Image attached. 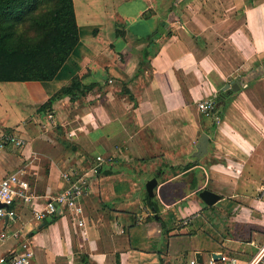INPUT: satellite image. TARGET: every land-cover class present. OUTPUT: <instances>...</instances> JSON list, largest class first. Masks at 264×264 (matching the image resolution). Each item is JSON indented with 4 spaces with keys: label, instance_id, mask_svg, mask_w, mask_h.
<instances>
[{
    "label": "crops",
    "instance_id": "obj_1",
    "mask_svg": "<svg viewBox=\"0 0 264 264\" xmlns=\"http://www.w3.org/2000/svg\"><path fill=\"white\" fill-rule=\"evenodd\" d=\"M74 3L80 43L56 78L0 82V134L25 140L0 153V180L23 169L36 197L3 229L28 236L35 264H249L264 244V0ZM77 75L96 87L40 113ZM231 83L240 90L218 99ZM98 156L114 157L81 197L86 228L34 221L70 186L62 175H88ZM153 178L159 214L145 211ZM203 190L220 200L207 205ZM19 252L0 242V257Z\"/></svg>",
    "mask_w": 264,
    "mask_h": 264
},
{
    "label": "trees",
    "instance_id": "obj_2",
    "mask_svg": "<svg viewBox=\"0 0 264 264\" xmlns=\"http://www.w3.org/2000/svg\"><path fill=\"white\" fill-rule=\"evenodd\" d=\"M79 43L74 0H0V82L53 81ZM95 87L85 86L77 75L41 106L39 112L51 113L56 101L66 97L80 99ZM124 90L133 100L130 91ZM229 93L220 92L218 99ZM193 166L166 168L175 176ZM147 203L152 213L159 214L155 197L148 198ZM159 221H162L160 217Z\"/></svg>",
    "mask_w": 264,
    "mask_h": 264
},
{
    "label": "built area",
    "instance_id": "obj_3",
    "mask_svg": "<svg viewBox=\"0 0 264 264\" xmlns=\"http://www.w3.org/2000/svg\"><path fill=\"white\" fill-rule=\"evenodd\" d=\"M198 108L203 113L212 112L215 109L213 101H203L199 103ZM49 119L52 116L49 114ZM9 145L16 148H23L25 140L12 134H0V153ZM114 156L108 159L102 156L96 157V164L89 170V174L77 177V172L70 170L62 175L63 179L70 183V186L61 194L50 198L46 206L39 211H35L33 220L43 222L55 216H69L77 227L85 229L88 222L86 208L81 197L88 187L90 178L98 176L102 170L104 162L109 163ZM36 199L31 191L30 182L27 179L26 172L23 169L6 176L0 180V204L5 205L0 207V242L4 243L8 240H15L20 243V252L11 256H1L0 264H35V254L33 245L30 239L20 231L6 232L3 227L6 219H13L17 214V207H24ZM146 212H150L149 208H145ZM143 219L140 217V220ZM223 261L228 264H237L231 259L222 257ZM188 264H216L214 259L200 263L197 259H192ZM249 264H264V244L259 249L254 259Z\"/></svg>",
    "mask_w": 264,
    "mask_h": 264
},
{
    "label": "water",
    "instance_id": "obj_4",
    "mask_svg": "<svg viewBox=\"0 0 264 264\" xmlns=\"http://www.w3.org/2000/svg\"><path fill=\"white\" fill-rule=\"evenodd\" d=\"M231 90L233 92H238L240 90V86L237 83H231L226 85L224 91ZM210 138L207 134H203L200 138L197 152L195 153V157L197 159L203 158L208 153V146H209ZM158 186V181L156 178L151 179L146 184V190L148 193L149 198H153L155 196V189ZM200 198L209 206L216 204L220 200V196L216 193H213L209 190H203L200 193ZM5 205L0 204V207H4ZM216 255L214 256V260L216 261ZM197 259L200 263L203 262L202 257L197 255Z\"/></svg>",
    "mask_w": 264,
    "mask_h": 264
},
{
    "label": "rangeland",
    "instance_id": "obj_5",
    "mask_svg": "<svg viewBox=\"0 0 264 264\" xmlns=\"http://www.w3.org/2000/svg\"><path fill=\"white\" fill-rule=\"evenodd\" d=\"M77 3H79V0H76ZM78 5V4H77ZM78 8H79V5H78Z\"/></svg>",
    "mask_w": 264,
    "mask_h": 264
}]
</instances>
